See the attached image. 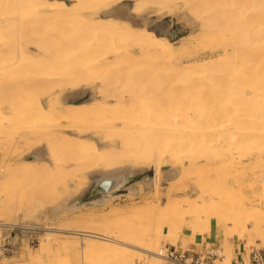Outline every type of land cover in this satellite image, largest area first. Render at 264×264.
I'll return each instance as SVG.
<instances>
[{"label": "bare ground", "instance_id": "6f19581e", "mask_svg": "<svg viewBox=\"0 0 264 264\" xmlns=\"http://www.w3.org/2000/svg\"><path fill=\"white\" fill-rule=\"evenodd\" d=\"M175 1L135 0L132 12L141 19ZM125 2L0 0V161L19 158L0 175V222L9 223L5 216L14 203L20 210L37 201L75 206L78 194L65 196L77 180L93 186L110 179L100 198L110 196L151 165L154 195L164 177L176 174L163 191L165 204L157 199L123 218L120 209L111 216L77 212L76 228L79 222L92 227L74 231L81 239L58 245L55 253L82 245L91 255H107L106 261L135 264L136 256L142 264H160L161 237L175 244L183 227L196 244L204 233L220 234L226 263L234 254L233 237L245 239V249L264 247V194L256 202L234 179L246 167L243 159H254L247 163L253 183H240L253 196L254 182L264 188V0H183L207 31L202 53L112 12ZM89 90L86 100L76 101ZM167 162L178 171L164 172ZM222 164L229 171L221 172ZM11 176L40 181L30 204L23 202L24 189L10 198ZM176 192L182 194L172 196ZM102 225L111 226L107 234L93 229ZM58 231L45 235L25 259L48 262Z\"/></svg>", "mask_w": 264, "mask_h": 264}, {"label": "rangeland", "instance_id": "374dc122", "mask_svg": "<svg viewBox=\"0 0 264 264\" xmlns=\"http://www.w3.org/2000/svg\"><path fill=\"white\" fill-rule=\"evenodd\" d=\"M126 1H130L132 3V7H133L135 0H126ZM131 12H132V8H131ZM132 13L134 15L137 14L135 12H132ZM140 13H146V11L142 10L141 12H139V14ZM151 16L154 17V21L162 19L164 17H167L168 18V28H173V26H177V28L172 29L174 32H173V35L171 37L167 36L166 34H159V35L166 36L168 39H170L172 42H174V44L176 46H178L180 48H186L187 50H195V52L198 51L197 53H202L203 51H205V52L207 51V49H208V48H206V46L208 45L207 31L204 28L201 20L196 18L192 14V12L185 5L183 0H176L171 9H166L164 11H160L158 8L154 7V11L147 12L145 14V16L140 19V24H138V25L145 24V27L148 29V26H149L148 25V17H151ZM135 25H137V24H135ZM205 32H206V34H205ZM219 55H220V57H222L223 53L220 52ZM90 94H91V91L89 90L86 93H84L83 95L79 96L76 101L77 102L84 101L87 99V97H89ZM44 100H46V99L44 98ZM0 148H1V151H0V160H1V158L4 157L2 154V151H3L2 145H0ZM7 158H8V156L4 159L5 161H0V175H1L2 171L4 170V167L6 165H8V163L9 164L10 163H14V164L18 163V159H19L18 157L9 156V158L8 159ZM263 158H264V156H263ZM243 160H244L243 161L244 163L241 166H243L245 164V166L247 168L246 167L244 169L242 168V170L238 169L236 174H235L237 177H234V179L239 178V181L241 180L240 181L241 183L244 182L243 185L246 186L247 185L246 183H248L249 179H250L249 182L253 183V175H254V174H252L253 170H251L252 167L251 168L248 167V166L252 165V163L249 165H247V163L250 162L251 160H252L251 162H253L254 159H251V160L243 159ZM245 160H247V161H245ZM128 166L130 168H132L133 164H128ZM224 166L222 164V168L220 169V171L226 172L225 171L226 169L229 171V169L226 166L225 167ZM142 167L143 168L139 172L133 173L131 180H129L124 186H122L118 190L116 189L117 191L114 194L100 198V196H93L88 190H86V192L81 196L80 202L78 204H76L75 206H72V207L60 206V203L62 202V200L55 202V203H52V204H44V205H41V204L39 205V201H37L35 204H37V203L38 204L37 205L33 204V207H31L30 205H27L26 207L24 206V209H27V207L28 208L31 207V208H29V210L28 209L27 210H20V209H18V205L14 203L11 207V212L6 214L5 220H8V222H10V223L12 222V223L20 224V226H22V229L19 232V235L22 238V240H21L22 245H21V248L15 254L9 255L6 257H0V263L5 262L7 260H15L14 264H34L30 259L29 260L25 259L27 254L29 253V251H31V252H32V250L34 251V249H35V247H37L38 243L44 240V236L47 235L51 230H54V229L59 230L57 232L56 237H55L56 240L54 239V241L57 244L55 242H52V250L54 249L52 251L53 253L48 258V262H45L43 264H84V263L85 264H101L100 259L101 260L104 259L102 261V264H114V260L116 263L119 262L120 260L117 259L116 257H115L116 259L114 257L113 258L109 257L112 260L109 259V261H106L105 258H107L106 257L107 255H103V254L100 255L99 254L100 252H92V255H91V252L85 250L82 245L79 246L80 248L74 247V246L73 247L69 246L70 248L68 247V251L69 252L71 251V253H69L67 251L64 253H59V255H58V253H55V247H57L60 244H64L65 242L68 244L71 241V239L73 240L75 237H78V240H80L81 239V238H79L80 236L75 234L74 231L79 232L81 230V227L84 224L86 226H88V228H89V226L92 227L93 224L90 225V223L86 224L85 222L84 223L79 222L81 224V227H80V225H78V228H76L77 226L73 224V222H74L73 217H75L77 215V212L87 214L88 211H92L95 215H99L97 213L100 212L101 215H104V213H105V216H106V214H109L107 216H111V213H109L110 211L111 212L113 210L117 211V209L119 211V209H120L121 214H123L121 216V218H123V217H126L128 215L129 211H132L133 209L140 208L147 203H150V204L155 203L156 204L157 199H159L161 204L162 203L165 204L166 203V197H165V192H163V191H165V188L167 187L168 181L170 179L171 180L174 179L176 177V174L173 176L164 177L161 180L159 194L154 195V191L150 185V179L152 178V175H153L152 166L148 165V166H142ZM161 169L164 172H169V171L175 172L176 170L178 171V169H172L170 167L169 162L164 164V166ZM254 169L257 170V172L259 170L257 168H254ZM8 179H10V182H11V184L9 185V187H10V198L11 199L16 200L19 197L20 192L22 193L23 189H24L23 194H26V195H24V198H25L23 200L24 203L27 202V204H30L29 202L33 201L38 196L39 186H40L39 180H34V179L19 180L17 177H13V176H11ZM13 179H14V181H13ZM246 179H247V181H246ZM231 180L232 179H230V181ZM261 180L264 181V174H263V177ZM230 181L228 180V182H230ZM240 182H239V184L241 185V187L243 189L242 192L243 193L246 192L247 196H250V198H253V197L257 198V200L255 199L256 202L259 200V197L262 196V193L264 194V188H262V186H261L263 182H261L260 180L257 181L256 183L254 182V184L256 185L254 196H253V191L251 189H249L248 187L247 188L244 187ZM79 184H80V180H77L75 183L69 184V186H68L69 193L65 196V198H71V197L79 194L83 189L88 188L89 183H85L82 186H79ZM178 193L180 195L182 194L181 192H178ZM178 193L176 192V194L174 193V194H172V196H179ZM192 195L193 196L197 195V192L193 191ZM256 204H258V203H256ZM59 206L61 207L60 210L56 211V208ZM261 206L264 208V204H261ZM101 211L103 212V214ZM222 216L224 218L225 217L228 218L229 217L228 212L223 211ZM69 217L72 220L69 219ZM67 221H69V222H67ZM140 221L141 220H139V222ZM32 222L36 223V227L34 229L25 228L24 223L29 224ZM65 223H67L71 226H68ZM123 223L125 224V222H123ZM145 223H143V224H145ZM63 224H65V225H63ZM96 225H97V223H96ZM63 226H64V228H63ZM98 226H99V224H98ZM67 227H70L71 229L67 228ZM48 228H50V231ZM72 228H73V230H72ZM77 229H79V230H77ZM93 229H95L97 232L103 231L104 234H107L108 233L107 231H109V229H111V226L110 225H102V227H98L99 230H97V227L93 226ZM60 230H62L61 231L62 233L60 232ZM92 231H94V230H92ZM80 232H83V231L81 230ZM58 235H60V236H58ZM179 235L180 236H178V239H177L175 244H181L183 247H186V246L192 247L194 245L197 248H200L201 245H203L205 243L215 244V246L219 247V251L222 253L223 248L221 245V235L218 234L216 231L213 233H204L202 235L204 239L202 238V241L198 244H196L195 241L193 242L192 240L188 239L187 236H185V235H188L185 227L182 228V230L179 232ZM30 239H33L34 244H27V242ZM64 239H67V240L64 241ZM231 240H232L233 252H236L237 249L239 250V248L242 247L243 242L244 243L246 242L245 239L242 241V240L237 239L236 237H233ZM164 243H169V242H167L166 238L164 236H162L158 246L162 247ZM160 247H158V248L160 249ZM81 248L84 249L86 252L84 250H82ZM243 248H245V247H243ZM251 248H264V247L260 246L259 244H254L253 246L251 245V246L246 247V251H249ZM73 250L77 251L78 253L75 252L76 253L75 254ZM83 251L85 252V254L82 253ZM96 253L99 254V255H97V258H95ZM22 254H24V255H22ZM56 254H57V256H56ZM89 259L91 260V262ZM138 261H140V263ZM143 261L137 259L136 256L134 257L135 264H142L141 262H143ZM120 262H119L120 264L123 263L122 260ZM124 264H127V263L125 262ZM160 264H161V260H160Z\"/></svg>", "mask_w": 264, "mask_h": 264}, {"label": "built area", "instance_id": "2783aa9c", "mask_svg": "<svg viewBox=\"0 0 264 264\" xmlns=\"http://www.w3.org/2000/svg\"><path fill=\"white\" fill-rule=\"evenodd\" d=\"M21 229L20 224L0 222V257L13 255L21 248ZM27 244H34L33 239ZM237 250L229 263L225 262L215 244L205 243L197 248L194 245L183 247L181 244L164 243L159 251L161 264H264V248L246 251L241 247Z\"/></svg>", "mask_w": 264, "mask_h": 264}, {"label": "water", "instance_id": "95a60500", "mask_svg": "<svg viewBox=\"0 0 264 264\" xmlns=\"http://www.w3.org/2000/svg\"><path fill=\"white\" fill-rule=\"evenodd\" d=\"M131 8H132V3L130 1H126L125 3H119L113 6L112 12L118 13L121 18L129 19L131 22L138 25L140 24V16H136L133 13H131ZM148 25H149L148 28L150 30H153L156 34H166L169 37L173 35L174 31L172 29L177 28V26H173V28H168L167 17H164L156 21H154L153 16L148 17ZM93 184H94L93 186H88V188H85L78 194L77 203L80 202V198L86 192V190H88L93 196H100L102 190H108L111 187L112 180L105 178ZM117 190H113L112 193L114 194Z\"/></svg>", "mask_w": 264, "mask_h": 264}, {"label": "crops", "instance_id": "0c3cea01", "mask_svg": "<svg viewBox=\"0 0 264 264\" xmlns=\"http://www.w3.org/2000/svg\"><path fill=\"white\" fill-rule=\"evenodd\" d=\"M211 233V232H210Z\"/></svg>", "mask_w": 264, "mask_h": 264}]
</instances>
